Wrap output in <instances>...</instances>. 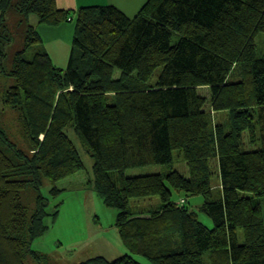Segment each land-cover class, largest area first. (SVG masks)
<instances>
[{"label": "trees", "instance_id": "1", "mask_svg": "<svg viewBox=\"0 0 264 264\" xmlns=\"http://www.w3.org/2000/svg\"><path fill=\"white\" fill-rule=\"evenodd\" d=\"M11 9L48 26L74 23L66 68L53 63L29 25L24 48L5 72L12 37L4 22ZM258 33L264 34V0H146L132 16L115 4L71 10L56 0H0V73L14 81L3 102L18 107L21 131L34 149L16 148L0 129V264L38 260L30 245L48 229L43 180L55 195L59 182L84 169L68 128L93 160L94 189L118 209L116 226L128 249L111 260L96 256L76 264H144L134 255L152 264H264V55L256 56ZM37 44L27 58L26 49ZM214 113L225 119L215 121ZM176 150L187 175L173 168L125 174L171 163ZM27 187L37 193L32 211L21 200ZM174 193L184 194L185 202L202 195L199 210L212 227L178 204ZM152 196L159 204L148 212L130 210L131 199ZM57 215L55 209L52 219Z\"/></svg>", "mask_w": 264, "mask_h": 264}, {"label": "rangeland", "instance_id": "2", "mask_svg": "<svg viewBox=\"0 0 264 264\" xmlns=\"http://www.w3.org/2000/svg\"><path fill=\"white\" fill-rule=\"evenodd\" d=\"M83 1L88 5L102 0ZM127 7L135 10V8L131 7L130 3ZM4 23L12 37V41L6 46V55L2 63L6 73L11 69L15 52L24 48L25 30L29 25L35 27L40 33L42 38L41 48L43 49L44 47L47 53L50 54L53 63L61 68H66L72 48L73 22L48 26L37 22V17L34 14L26 16L11 9L7 12ZM175 42L176 37H172L171 44ZM254 42L256 56L262 57L264 55V34L258 33L255 36ZM39 45L27 48L25 56L27 58L32 56L34 50L39 48ZM159 73L160 69H157L150 82H154ZM237 74H240V72L237 71ZM13 83L12 77L5 73H0V129L5 130L3 131L6 133L10 143L29 154L34 149H30L31 146L21 131L18 107L6 106L3 102L6 90ZM202 90L207 95L206 88ZM212 117L215 121H222L225 113H214ZM67 130L71 140L78 148L84 163V169L74 176L67 177L59 182L57 187L61 190L55 195L50 194V189L52 188L51 182L46 179L43 180L41 193L49 203L47 207L48 216L45 218L48 229L41 236L36 237L30 245L32 250L37 251L38 260L34 261L30 257H27L25 260L26 264H76L95 256H103L111 260L124 253H128V249L123 244L116 226L118 209L105 204L103 197L94 189L92 183L93 160L86 152L83 142L74 134L72 129L68 128ZM42 138L43 135L40 136V139ZM244 138L247 144V137L244 136ZM247 147L249 148L248 144ZM210 165L212 171L211 183L216 190L219 182L216 159H212ZM171 168L183 175H187L186 163L181 159L180 153L177 150L172 153L171 163L128 168L125 174L127 176H137L164 173ZM243 193L251 196L249 192ZM36 194L32 187H27L21 193V200L28 207L29 211L35 208ZM184 196V194L179 193L173 194L175 200L183 199L185 202ZM203 200L202 195L188 196L185 206L197 211L200 221L208 227H212L213 224L210 218L199 210V205ZM259 202L264 222V197L260 198ZM129 203L130 210L133 212H139L140 210L148 212L151 205L159 204V199L154 196L133 198ZM55 209H57L58 215L53 220L51 215ZM239 240L242 241L241 231H239ZM134 257L144 264H152L143 256L134 255Z\"/></svg>", "mask_w": 264, "mask_h": 264}, {"label": "crops", "instance_id": "3", "mask_svg": "<svg viewBox=\"0 0 264 264\" xmlns=\"http://www.w3.org/2000/svg\"><path fill=\"white\" fill-rule=\"evenodd\" d=\"M119 1H121L119 3ZM146 0H102L98 1L97 3H92L88 4L84 2L83 0H56V4L59 8L63 9H71V10H76L79 7H83L84 5L86 6H101V5H107V4H115L118 7L122 8L128 15L132 16L136 13V11L144 4ZM86 3V4H85ZM130 3L131 7L135 8L129 9L127 5ZM35 20V19H34ZM38 22V19H37Z\"/></svg>", "mask_w": 264, "mask_h": 264}, {"label": "bare ground", "instance_id": "4", "mask_svg": "<svg viewBox=\"0 0 264 264\" xmlns=\"http://www.w3.org/2000/svg\"><path fill=\"white\" fill-rule=\"evenodd\" d=\"M177 202H178V204H181V199H179V200H176ZM96 257V256H95Z\"/></svg>", "mask_w": 264, "mask_h": 264}, {"label": "built area", "instance_id": "5", "mask_svg": "<svg viewBox=\"0 0 264 264\" xmlns=\"http://www.w3.org/2000/svg\"><path fill=\"white\" fill-rule=\"evenodd\" d=\"M181 203H185L183 199H181Z\"/></svg>", "mask_w": 264, "mask_h": 264}]
</instances>
